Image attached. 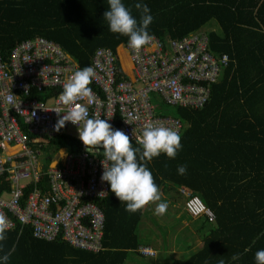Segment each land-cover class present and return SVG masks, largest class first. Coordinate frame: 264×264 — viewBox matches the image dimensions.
Wrapping results in <instances>:
<instances>
[{
  "label": "trees",
  "instance_id": "1",
  "mask_svg": "<svg viewBox=\"0 0 264 264\" xmlns=\"http://www.w3.org/2000/svg\"><path fill=\"white\" fill-rule=\"evenodd\" d=\"M122 3L138 21L141 14L134 5L142 3L150 8V34L167 40L204 32L208 49L229 58L218 81L209 84L210 98L203 107H172L174 117L183 123L182 149L175 159L161 153L146 165L159 190L165 185L171 190L175 185L180 191L190 190L213 214L212 221L202 215L212 227L200 246L168 264H219L220 260L225 264H256L255 252L264 249V0ZM108 9V0H0V54L8 61L17 42L41 35L59 42L82 69L90 65L98 47L117 51L128 43L127 36L109 30L103 17ZM212 20L217 27L203 29ZM60 93L48 89L33 91L32 96L46 101ZM166 106L162 104L156 112L164 113L161 110ZM119 127L116 115L114 130ZM131 142L134 148L139 147L137 141ZM62 147L77 152V140L60 133L44 150L55 152ZM180 165L187 166L185 175L177 174ZM161 202H167L168 209L159 217L175 218V202L163 195ZM98 204L105 222L102 248L96 253L61 238H37L32 227L18 223L0 242V255L10 252L7 264H125L133 255L142 256L141 246L146 243L142 226L151 204L129 213L126 202H120L110 186ZM185 230L192 233L189 227ZM233 254L239 259L232 260ZM132 263L135 261L128 264Z\"/></svg>",
  "mask_w": 264,
  "mask_h": 264
},
{
  "label": "built area",
  "instance_id": "2",
  "mask_svg": "<svg viewBox=\"0 0 264 264\" xmlns=\"http://www.w3.org/2000/svg\"><path fill=\"white\" fill-rule=\"evenodd\" d=\"M150 35L152 40L139 52L129 43L117 51L98 47L89 65L95 72L89 85L93 99L78 101L88 108L90 118L99 115L113 129L118 115L119 130L135 141L147 123L181 132L182 121L158 114V107H203L210 98L209 84L218 81L229 59L208 49L204 32L167 40ZM121 48L128 50L132 72L123 65ZM77 70L76 61L59 42L41 35L17 42L8 61L0 54V212L14 227L18 223L32 227L37 238H61L96 253L102 248L105 222L98 201L109 189L101 175L111 161L102 149L95 155L87 151L77 130L82 123L65 122L59 131L55 129L59 117L54 110L67 113L60 101L63 85ZM48 89L61 93L46 101L32 96L33 91ZM70 128L76 135L68 131ZM60 133L77 140V152L59 149L54 154L45 153L42 146ZM48 156L52 162L42 166L41 161L46 162ZM182 193L191 215L213 220L211 210L198 195L185 189ZM141 250L146 253L145 248Z\"/></svg>",
  "mask_w": 264,
  "mask_h": 264
},
{
  "label": "clouds",
  "instance_id": "3",
  "mask_svg": "<svg viewBox=\"0 0 264 264\" xmlns=\"http://www.w3.org/2000/svg\"><path fill=\"white\" fill-rule=\"evenodd\" d=\"M108 5L109 9L103 13V17L111 32L127 36L129 46L136 52L150 43L152 36L147 29L153 17L146 4L134 5L141 14L139 21L122 0H108ZM94 75V69L86 66L67 78L60 95V101L67 108V113L64 114L63 109L54 110L59 117L55 129L59 131L65 122H71L76 126L82 123V128L77 127V130L87 151L95 155L102 149L103 156L112 162L110 167L104 166L101 180L108 182L110 190L120 202H126L125 210L135 213L155 203L154 214L164 215L168 204L161 202L163 194L146 165L161 153L166 154L170 159H175L182 149L181 133L179 129L163 124L147 123L143 127L142 135L137 138L139 147L134 148L129 135L119 129L114 130L112 125L106 119H101L99 115L90 118L88 108L78 103L82 99L89 101L93 99V91L89 85ZM60 113L63 115L60 116ZM186 171V165L177 168L179 175H185ZM21 222H24L23 218ZM13 227L8 217L0 212V242L7 239V232ZM2 250L3 244H0V251ZM9 257L10 252H4L0 255V262L7 264ZM231 259L237 260L239 255L233 254ZM255 262L264 264V249L255 252ZM219 264H225V261L220 260Z\"/></svg>",
  "mask_w": 264,
  "mask_h": 264
},
{
  "label": "crops",
  "instance_id": "4",
  "mask_svg": "<svg viewBox=\"0 0 264 264\" xmlns=\"http://www.w3.org/2000/svg\"><path fill=\"white\" fill-rule=\"evenodd\" d=\"M124 65V64H123ZM127 69V68H125ZM128 70V69H127ZM66 135V134H65ZM68 137V136H67ZM71 138V137H69ZM74 139V138H72ZM42 149H47V145H43ZM60 149H65L67 151V147H62ZM45 151V150H44ZM52 151V150H50ZM50 151H45L47 154ZM54 151H52L53 153ZM56 152V151H55ZM54 152V153H55ZM53 153V154H54ZM50 158V156H48ZM53 159V158H52ZM48 162V163H47ZM52 161L46 160V162L41 161L42 166H47L46 164H50ZM169 188L168 185L163 186L160 191L163 194V196L169 198L171 201H174L175 204L173 205V209H177V214L175 219H178L177 221L182 222V224H186L183 228H191L192 235L187 237L186 241H180V234L178 233V230L175 232L174 236L166 240L164 244H161V242L158 240L159 237L156 235L155 237L149 236L147 233L150 231V222L152 217H157L160 219H163L162 216H158L154 214V210L156 205L151 204L146 210H145V218L143 221V228L144 232H146V243H144L141 248H148L147 253H142V257L145 258L146 263L145 264H166L165 261H161L160 258V251L164 253L163 256H166V261L169 263H172V261L176 258H182V256H188L189 254L193 253L195 249H197L200 244L202 243V240L208 236L209 231L211 230V223L206 220L205 217L198 216V217H192V220L186 219L185 216V206L182 202V191H180L179 186L175 185V188L177 189H167ZM176 191V194L174 193ZM175 196V197H174ZM183 204L181 206L180 204ZM187 212V211H186ZM156 232V231H154ZM166 245V246H164ZM180 254L182 255L180 257ZM134 263V262H133ZM132 263V264H133ZM135 264H140V262L135 261Z\"/></svg>",
  "mask_w": 264,
  "mask_h": 264
},
{
  "label": "rangeland",
  "instance_id": "5",
  "mask_svg": "<svg viewBox=\"0 0 264 264\" xmlns=\"http://www.w3.org/2000/svg\"><path fill=\"white\" fill-rule=\"evenodd\" d=\"M216 27H217L216 22L214 20H212L208 24H206L203 29L209 30V29H213V28H216ZM120 57H121V60L123 61L124 67L127 68L129 72H132L133 68H132L130 56L128 54V50H124L123 48H121ZM161 111L166 113V114H169L171 116H174L173 108L171 106H166ZM164 113H161V114H164ZM68 131L71 134L76 135V131L74 129L70 128ZM167 189H171V188H167ZM174 193L176 194V191H174ZM181 196H182V202L184 204V200H185L184 197H186V196L183 195V194ZM183 204L181 203L180 205L183 206ZM170 211H171V213L174 212L172 210H170ZM167 216H168L167 218L164 217L163 219H160V218H157V217H152L151 218V222H150V229L151 230L147 232L149 234V236L154 235L153 237H155L156 235H158V237H159L158 240L161 242V244H164V242H166V240H168L169 238L173 237L175 232L178 230V233L180 234V241L188 242V240L186 238L191 236L192 233L190 231H188V230H185L183 228L186 224H182V222L177 221L178 219L169 217V215H167ZM185 216H186V219L192 220L191 215L188 214L186 211H185ZM142 230H144L143 226H142ZM154 231H156V232H154ZM144 236H145L144 240L146 241V234H144ZM164 246H166V245H164ZM163 255H164V253H162V251H160V257L162 256L160 258V260L161 261H165V263L168 264V262L166 261V256H163ZM181 256L182 255L180 254V257ZM128 261L129 262L130 261L131 262L132 261H138V262H140V264H145L146 263L145 258L142 257V256H139V255H133L132 257L129 258ZM128 261L125 264H128L129 263Z\"/></svg>",
  "mask_w": 264,
  "mask_h": 264
}]
</instances>
